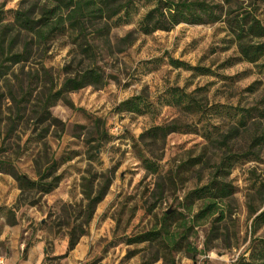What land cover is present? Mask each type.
I'll list each match as a JSON object with an SVG mask.
<instances>
[{"label": "rangeland", "instance_id": "rangeland-1", "mask_svg": "<svg viewBox=\"0 0 264 264\" xmlns=\"http://www.w3.org/2000/svg\"><path fill=\"white\" fill-rule=\"evenodd\" d=\"M200 1L223 7L222 20L252 12L264 25V0ZM56 5V0H0L5 51L18 53L30 44L27 60L16 65L4 62L0 50V233L15 223L23 249L39 246L40 264H233L257 254L258 242L264 241V222L254 220L264 211V146H254L252 139L264 134V115L258 113L264 112V60H241L223 22L140 33L155 0H135L128 13L111 22L105 38L89 25V54L68 30L41 42L15 22L16 13L37 21L43 6ZM4 26L10 30L3 31ZM169 59L209 72L174 68ZM88 68L103 75L104 85L70 93L73 109L56 100L41 122L49 93ZM178 94L202 103L204 115L170 106ZM137 96L140 114L118 112L122 102ZM242 109H257L244 129L236 128L234 119ZM173 123L185 127L164 139L141 138ZM228 155L231 165L219 172ZM53 163L60 182L50 194L21 193L8 175L13 171L36 181ZM214 178L231 195L219 201L214 216L191 225L209 198H189L190 193ZM108 181L85 226L83 193L96 192ZM164 217L177 237L175 247L165 248L159 240L137 242L158 230ZM82 231V252H75L76 246L67 253L69 234ZM0 248L4 257L5 244Z\"/></svg>", "mask_w": 264, "mask_h": 264}, {"label": "trees", "instance_id": "trees-1", "mask_svg": "<svg viewBox=\"0 0 264 264\" xmlns=\"http://www.w3.org/2000/svg\"><path fill=\"white\" fill-rule=\"evenodd\" d=\"M134 1L135 0H56L57 5L55 7H42L40 17L37 21L32 20L25 13H16L15 22L21 29L31 32L32 38L36 37L41 42H46L49 37L55 33L68 30L76 35V39L79 41L77 46L83 49L86 54H89L92 44L85 35L88 26L94 27V32L101 35L102 38H105L111 30V22L122 13H128ZM254 5H256V1ZM222 16L223 7L205 1L155 0L154 7L143 16L139 24V32L144 35H150L158 31L169 32L180 24L207 25L223 22L234 37L241 60L251 64H257L264 60V42L260 43L261 40H264V25H262L261 21L255 16V13L253 15L252 12H247L242 15V17L236 16L233 18L227 15L223 20ZM40 26L43 27L39 28ZM47 26L50 27V30L45 34L43 28ZM7 30H10V26H4L3 31ZM4 37V33L0 35L1 58L6 56L4 62L10 63L11 65L25 62L28 58L30 44L25 43L21 52L12 53L10 51L11 49L5 51ZM12 45H14V41H11L9 44L10 47H12ZM169 64L174 68H186L199 71L202 74L209 72L206 69L189 67L178 60L169 59ZM3 68V65L0 64V71ZM103 85V75L95 68L84 69L80 74L66 77L60 88L53 94L49 93L46 97L43 103L41 122L48 117L49 106L56 100L65 102L67 106L73 109L72 102L67 98L70 93L78 92L86 87H101ZM175 98V101L172 102L170 106L180 108L191 115H204L205 106L198 102L192 95L178 94ZM141 101V97L139 96L126 100L120 104L118 112L140 114L142 112L140 109ZM254 110L242 109L237 111L234 115V119L237 121L235 127L241 129L246 128L248 123L255 118V115L252 113ZM258 113L261 116L264 115L262 111H258ZM183 127L185 126L176 123L155 127L147 131L145 135H141V138L146 136L154 141L160 137L164 139L169 134L178 132ZM223 141L226 142L227 139ZM252 143L256 147L264 146V134L253 137ZM224 145L225 143H223L222 146ZM231 158L232 156L230 155H228V157L226 156L217 170L220 172L222 168L230 166ZM143 164L147 169L156 172L157 168L153 163L149 162V160L144 159ZM51 166L52 167L44 169V171L39 174L36 181H31L26 176L17 174L13 171L8 172V175H11L15 179L21 193L26 191H37L42 195H46L55 190L60 182V177H55L53 175V166L55 167L56 163H53ZM1 171L2 169L0 167V172ZM109 184L110 181L96 192L89 190L83 193L87 201L83 221L85 226L91 221L95 208L103 200ZM230 195L231 189L217 181L216 178L209 181L204 187L192 191L190 193L191 197L189 196V198L201 199L207 196L209 199L198 212L193 215L191 225L198 220L214 216L218 212L219 201ZM168 218L169 217H164L163 224L158 230L146 233L137 242L144 243L147 241L159 240L161 245L165 248L169 249L175 247L178 244L177 237L172 235L170 229L165 225V220ZM254 220L256 223L259 221L264 222V211L256 216ZM14 225L15 223H10V226ZM83 235V231L78 235L75 233L69 234L67 253L75 249ZM178 238L180 239L181 237ZM258 245L260 249L257 254L252 253L247 259L241 257L233 264H257L256 260L264 262V241L258 242ZM204 264L208 263L205 262Z\"/></svg>", "mask_w": 264, "mask_h": 264}, {"label": "crops", "instance_id": "crops-1", "mask_svg": "<svg viewBox=\"0 0 264 264\" xmlns=\"http://www.w3.org/2000/svg\"><path fill=\"white\" fill-rule=\"evenodd\" d=\"M8 226L4 225L3 232L0 233V245L1 243L5 244L4 258L7 264H40L44 257L39 255V246L34 245L29 250L23 249V241L20 240V229L16 226L7 228ZM76 247L74 250L78 253L82 252V249ZM1 249V248H0ZM73 251V252H74ZM25 256V257H24Z\"/></svg>", "mask_w": 264, "mask_h": 264}, {"label": "built area", "instance_id": "built-area-1", "mask_svg": "<svg viewBox=\"0 0 264 264\" xmlns=\"http://www.w3.org/2000/svg\"><path fill=\"white\" fill-rule=\"evenodd\" d=\"M0 264H7L5 258L0 256Z\"/></svg>", "mask_w": 264, "mask_h": 264}]
</instances>
